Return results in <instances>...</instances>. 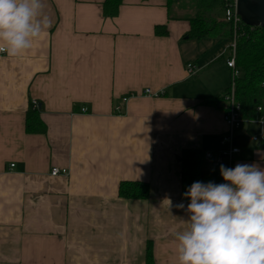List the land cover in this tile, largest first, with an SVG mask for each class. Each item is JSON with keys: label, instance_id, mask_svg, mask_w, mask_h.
Wrapping results in <instances>:
<instances>
[{"label": "crops", "instance_id": "0c3cea01", "mask_svg": "<svg viewBox=\"0 0 264 264\" xmlns=\"http://www.w3.org/2000/svg\"><path fill=\"white\" fill-rule=\"evenodd\" d=\"M103 2L43 0L52 27L20 56L0 54V264H145L147 241L156 264H176L180 154L220 149L222 101L203 100L227 89L230 68H210L231 40L186 36L194 0H122L114 17ZM33 100L45 133L25 131ZM234 139L233 167L264 168V122ZM126 180L147 182L149 197H120Z\"/></svg>", "mask_w": 264, "mask_h": 264}, {"label": "clouds", "instance_id": "9594fccd", "mask_svg": "<svg viewBox=\"0 0 264 264\" xmlns=\"http://www.w3.org/2000/svg\"><path fill=\"white\" fill-rule=\"evenodd\" d=\"M43 9V0H0V54L18 57L33 47L52 27ZM219 171L228 183L195 181L182 193L186 208L175 205L188 214L173 233L176 264H264V168L221 164Z\"/></svg>", "mask_w": 264, "mask_h": 264}, {"label": "trees", "instance_id": "16d2710c", "mask_svg": "<svg viewBox=\"0 0 264 264\" xmlns=\"http://www.w3.org/2000/svg\"><path fill=\"white\" fill-rule=\"evenodd\" d=\"M175 0H165L166 6H170ZM122 0H104L102 3L103 15L114 17L118 14ZM234 0H194L196 12L190 18V28L186 36L191 38L226 36L227 40H233L232 25L223 20L222 13L225 8L232 6ZM222 16V19H221ZM157 35H164L166 27L157 26ZM236 56L235 65L239 70V76L235 78V94L241 104L242 124L257 118L264 112L257 111V106H263L264 100V28L249 24L240 18L236 31ZM230 82L222 96L205 98L203 103L217 104L225 97L230 89ZM222 109V108H221ZM25 131L31 134L45 133L46 125L39 116L38 109L29 106L26 111ZM205 150L199 148H184L181 151V185L182 193L195 181L209 182L211 174L207 171V162L204 158ZM119 196L129 199H145L149 197L150 186L144 181L126 180L120 181ZM182 196V194H181ZM183 200H189L182 196ZM145 264H156L153 257V245L146 243Z\"/></svg>", "mask_w": 264, "mask_h": 264}, {"label": "built area", "instance_id": "2783aa9c", "mask_svg": "<svg viewBox=\"0 0 264 264\" xmlns=\"http://www.w3.org/2000/svg\"><path fill=\"white\" fill-rule=\"evenodd\" d=\"M223 20L229 22L233 28L232 30L233 40H231L229 43V49L231 51L225 62L226 65L230 68V79L232 81L230 84V89L227 91V93H225V97L223 99V105L221 109L223 110V121L225 122V124H227L228 129L227 131H225L223 134L220 135L219 143L222 146L220 149L214 152L210 150H207L204 152L205 161L208 164H210L211 169H213L214 172L216 171L221 178L222 176L220 175L219 166L223 164L226 167L232 168L236 160L235 159L236 155L239 154L240 152V148L235 144L234 138H235L236 132L239 129H241L243 126L241 104L237 100L236 94H235V86H236L235 78L239 76V70L237 69V66L235 65V56H236L235 46H236V39L238 37L236 35V31L238 29L239 22H240V15L237 14L235 2H233L232 6H228L225 8ZM188 66H189L190 72L194 70L193 65L189 64ZM146 93L150 94L151 91L146 90ZM128 99H129L128 96H125V95L123 96L124 101H127ZM32 105H33V108H37L38 101L33 100ZM85 110L86 108L83 107L82 111H85ZM257 111L263 112L264 107L262 105H258ZM257 120L262 121L263 116L260 115L257 118ZM253 138L255 141H258L257 137H253ZM13 165L14 164H11V166ZM67 173H68L67 168L61 169L57 166H52L49 172L51 176H58V175L66 176ZM214 183L219 184L220 182H214ZM221 183H228V182L222 181Z\"/></svg>", "mask_w": 264, "mask_h": 264}, {"label": "water", "instance_id": "95a60500", "mask_svg": "<svg viewBox=\"0 0 264 264\" xmlns=\"http://www.w3.org/2000/svg\"><path fill=\"white\" fill-rule=\"evenodd\" d=\"M235 6L242 20L264 28V0H235Z\"/></svg>", "mask_w": 264, "mask_h": 264}, {"label": "rangeland", "instance_id": "374dc122", "mask_svg": "<svg viewBox=\"0 0 264 264\" xmlns=\"http://www.w3.org/2000/svg\"><path fill=\"white\" fill-rule=\"evenodd\" d=\"M190 8V7H189ZM221 45V44H220ZM223 45L224 44H222V47H223ZM227 50V53L225 54V57H224V59H220V60H216L215 61V63H213L212 65H211V68H210V72H213L214 71V67H221V65H225L226 63H224L225 62V58H226V56H228V54L230 53V49H226ZM207 69V68H206ZM204 70V72L205 73H207L208 72V70ZM203 71V70H202ZM201 71V72H202ZM221 71H224V69H222ZM227 71V76H228V83H227V86H228V84H229V82H230V71L229 70H227V69H225V72ZM200 72V73H201ZM197 74V73H196ZM263 107H264V100H263ZM219 145H220V143H219ZM222 146L220 145V148H221Z\"/></svg>", "mask_w": 264, "mask_h": 264}]
</instances>
